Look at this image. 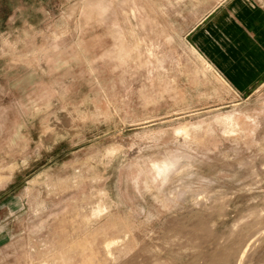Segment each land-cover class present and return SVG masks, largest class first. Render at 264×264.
<instances>
[{
    "label": "rangeland",
    "instance_id": "374dc122",
    "mask_svg": "<svg viewBox=\"0 0 264 264\" xmlns=\"http://www.w3.org/2000/svg\"><path fill=\"white\" fill-rule=\"evenodd\" d=\"M0 264H264V0H0Z\"/></svg>",
    "mask_w": 264,
    "mask_h": 264
},
{
    "label": "crops",
    "instance_id": "0c3cea01",
    "mask_svg": "<svg viewBox=\"0 0 264 264\" xmlns=\"http://www.w3.org/2000/svg\"><path fill=\"white\" fill-rule=\"evenodd\" d=\"M199 57L201 58V59H203L200 55H199ZM204 60V59H203ZM206 63H207V61L206 60H204ZM207 65L211 68V69H213L208 63H207ZM208 69V68H207Z\"/></svg>",
    "mask_w": 264,
    "mask_h": 264
}]
</instances>
